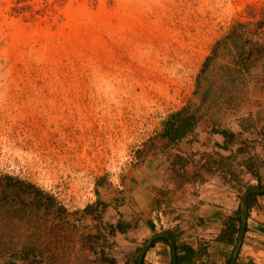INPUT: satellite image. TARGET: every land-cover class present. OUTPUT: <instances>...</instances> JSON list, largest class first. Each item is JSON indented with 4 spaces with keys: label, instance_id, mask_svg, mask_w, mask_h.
<instances>
[{
    "label": "rangeland",
    "instance_id": "obj_1",
    "mask_svg": "<svg viewBox=\"0 0 264 264\" xmlns=\"http://www.w3.org/2000/svg\"><path fill=\"white\" fill-rule=\"evenodd\" d=\"M261 82L264 0H0V264H96L99 190L151 152L167 190L199 155L241 206L264 165ZM175 113L188 132H164ZM198 125L231 149L200 153Z\"/></svg>",
    "mask_w": 264,
    "mask_h": 264
},
{
    "label": "crops",
    "instance_id": "obj_2",
    "mask_svg": "<svg viewBox=\"0 0 264 264\" xmlns=\"http://www.w3.org/2000/svg\"><path fill=\"white\" fill-rule=\"evenodd\" d=\"M263 85L264 82H261L259 90ZM262 92L258 99L264 101V88ZM255 129H264V122L256 125ZM194 132L198 133L196 145L200 146V153L231 149L224 134H208L200 125ZM244 134L252 139L258 138L257 132ZM258 140L261 141V137ZM179 144L180 151L175 150V153L189 157V152L183 153L186 148L182 147L186 144ZM153 154L155 152L146 155V160H141L138 167L126 172L125 190L107 186L99 190L98 199L106 212L102 222L104 228H101L105 234L95 238L99 251H95L96 264H136L138 250L146 237L162 233L168 237L155 240L140 264H229L235 249L234 236L241 226V206L238 203L239 190L236 183L225 179L221 181L207 174L201 165L198 166L201 170L197 172V168L193 167V162L196 164L199 157L197 155L194 159H188L183 170L189 175L199 173L197 179L193 174L192 181L186 182L182 188L167 190V182L155 171L157 156ZM252 183L255 188L264 189V165L252 177ZM262 194L254 191L248 196L246 232L235 264H264ZM118 201L120 207L113 209V204ZM92 223L95 228L93 233H96L101 223L97 220Z\"/></svg>",
    "mask_w": 264,
    "mask_h": 264
},
{
    "label": "water",
    "instance_id": "obj_3",
    "mask_svg": "<svg viewBox=\"0 0 264 264\" xmlns=\"http://www.w3.org/2000/svg\"><path fill=\"white\" fill-rule=\"evenodd\" d=\"M254 191H260L264 193V189H260V188H255L252 186H249L243 194L242 197V202H241V226H240V234H239V238L237 241V244L235 246L234 252H233V256H232V260L230 264H235L241 245H242V241L244 238V234L246 232V220H247V212H248V196L254 192ZM162 237H168L166 234L162 233V234H158L154 237H152L147 244L144 246V248L142 249V252L140 254V258H139V264L141 263V260L143 259L146 251L148 250L149 246L157 239L162 238Z\"/></svg>",
    "mask_w": 264,
    "mask_h": 264
},
{
    "label": "trees",
    "instance_id": "obj_4",
    "mask_svg": "<svg viewBox=\"0 0 264 264\" xmlns=\"http://www.w3.org/2000/svg\"><path fill=\"white\" fill-rule=\"evenodd\" d=\"M180 117V113H175V114H172L169 119L164 122V132L165 133H169V132H172L174 135H178L180 133H185V132H188L194 125V122H193V118L191 116L189 117H183V118H180V122H178L177 119H179ZM257 175V173H255V176ZM8 181H11L12 178L8 177L7 178ZM226 181H234V180H237V177L235 176H232L230 174V178L229 179H225ZM23 185V183H20ZM28 187H32L31 185ZM264 195V194H262ZM238 223H239V220H237ZM240 225V223L238 224V226Z\"/></svg>",
    "mask_w": 264,
    "mask_h": 264
}]
</instances>
